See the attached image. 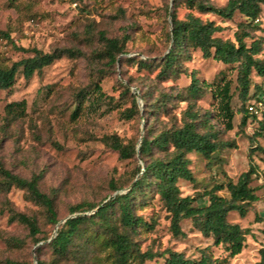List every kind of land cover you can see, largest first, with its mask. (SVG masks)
<instances>
[{"label":"rangeland","instance_id":"1","mask_svg":"<svg viewBox=\"0 0 264 264\" xmlns=\"http://www.w3.org/2000/svg\"><path fill=\"white\" fill-rule=\"evenodd\" d=\"M202 1L223 6L227 0ZM169 12L181 19L192 12L202 20H212L222 27L215 35L233 42L241 31L239 24L244 21L238 13L231 19L200 13L188 8L186 0H0V30L9 35L6 38L0 34V65H10L32 54L17 47H35L43 52L56 48L74 51L72 56H62L29 79L17 73L10 89H0V162L18 176L39 175V188L53 198L57 219L56 224L50 223L44 208L29 199L23 189L3 188L0 264H6L7 259L36 264V256L48 262L51 251L45 243L54 236L57 226L68 217L96 210L70 213L69 207L80 202L97 204L124 193L132 185L135 167L143 165L137 154L120 159L109 145L108 136L117 135L124 142L139 141L143 133L153 135L163 127L180 125L189 105L198 114V131L212 133L218 150L209 158L195 152L187 155L194 183L179 179L180 193L203 194L218 182L236 181L252 166L256 174L252 175L250 185L257 199L244 216L235 211L227 215L229 222L246 230L244 246L240 253L229 258V264H260L264 252V139L257 133V120L248 118L246 125L239 124L241 105L245 106L252 98L243 101L238 96L237 64L203 58L198 49H190L178 58L175 75L164 80L156 77L155 63L170 43ZM257 19L254 24L258 29L245 30L249 33L245 41L250 43L252 38H259L263 56L264 5ZM113 37H126L127 41L124 53L110 64L98 53L103 49V38ZM139 60L150 62V67L137 65ZM191 75L200 85L202 82L207 85L198 98L181 100L176 94L189 84ZM222 78L232 83L231 105L235 115L231 129L225 128L217 113V99L212 96L214 86ZM251 80L249 94L263 95L264 79L253 72ZM95 83L106 97L92 102ZM124 87H129V92ZM182 93L185 97L186 93ZM166 94L165 98L161 96ZM133 98L137 112L131 111ZM158 99L165 100L159 109ZM16 100L25 101V113L12 118L5 105ZM79 103L77 117L72 118L71 113ZM111 181L119 186L118 190L112 191ZM217 193L228 196L225 189ZM132 202L133 214L142 219V224L130 231L134 247L139 253L154 254L141 264H165L166 254L161 253L167 249L196 258L199 249L209 245L215 257L227 255L222 246L211 245L212 239L203 235L190 218L180 221L184 235L173 236L169 215L153 187L144 186L136 191ZM207 202V196H200L194 204L203 206ZM11 211L34 217L40 229L36 237L48 238L34 243L24 224L10 220ZM110 212L115 220L117 207ZM117 225L121 229L119 222ZM93 230L98 233L96 238L92 237ZM87 235L94 250L91 256L83 257L78 249ZM106 236L97 226L87 230L57 264H112L109 248L101 244ZM39 243L42 245L35 252ZM126 264H138L135 252Z\"/></svg>","mask_w":264,"mask_h":264},{"label":"trees","instance_id":"2","mask_svg":"<svg viewBox=\"0 0 264 264\" xmlns=\"http://www.w3.org/2000/svg\"><path fill=\"white\" fill-rule=\"evenodd\" d=\"M190 9H196L200 13L213 14L222 19H231L235 13L240 14L244 21L239 24L240 30L235 35V42L229 39H222L215 33L221 30V26L212 20H202L199 16L188 12L184 18H178L174 12H169V27L167 37L169 45L166 52L155 63L154 70H157L156 77L162 80L177 73V63L180 56H185L190 49H198L203 58H213L223 64H237L236 91L241 100L257 98V95H250L252 85L251 74L264 79V55L260 56L262 43L259 38H252L250 43H246L245 38L249 33L245 30L255 31L258 29L254 24L256 18L262 11L264 0H227L223 6H215L208 1L186 0ZM0 34L9 38L5 31L0 30ZM104 46L99 51L98 56L112 64L117 61V56L124 53L126 37L123 38H103ZM22 51H31L28 57L12 62L10 65H0V89H10L13 86L17 73L23 74L24 78L29 79L35 72H39L43 67L50 65L62 56H72L71 49H53L49 52H43L40 49L32 47L25 49L17 47ZM188 56V55H187ZM186 58V57H185ZM148 61L139 60L137 65L150 67ZM190 82L182 91L186 93L184 97L182 91L176 96L181 100L196 99L200 95L206 83H199L198 79L191 75ZM231 81L225 78L217 83L212 96L217 99V113L219 114L226 129L233 127V118L235 115L232 108L233 91ZM124 91L129 92V87H124ZM95 93L92 102L103 99L106 95L101 91L98 84H94ZM264 95V94H263ZM167 97L168 95H161ZM257 96V97H256ZM144 101L143 95H140ZM241 105V118L239 124L244 126L248 118L257 120L258 134L264 139V116L257 117L248 112L247 105ZM160 103L156 108L162 107L161 102L165 100L158 99ZM80 103L72 111V118H76ZM5 110L12 118H19L25 113V101L16 100L8 102ZM131 111L137 112L136 100H132ZM197 113L192 110L191 105L185 110L180 125H171L163 127L155 134L143 133L139 141L124 142L117 135L108 136L109 145L118 153L120 159H128L135 154L143 162V165H137L132 176V185L124 193L115 194L103 200L100 203L80 202L69 207V212H84L86 210H96L91 214H77L68 217L63 223L59 224L52 236L45 244L51 251V258L48 262L42 261L37 256L36 264H57L58 261L66 257L75 245V240L82 238L87 230L95 226L101 228L107 235L101 240V244L110 250L112 264H126L128 259L135 255L138 258V264H141L144 258H152L151 252L139 253L134 247V241L130 236L136 226L142 224V219L133 214L134 203L132 197L135 192L142 190L144 186L153 187L164 209L167 211L170 219L169 229L173 236L184 235L180 227V221L184 218H190L196 228L206 237L212 239L211 245L222 246L227 252L224 257H215L209 251V245L199 249V256L196 258L186 256L182 251L167 249L161 254H166L165 264H229V258L240 253L244 246L246 230L239 224L231 223L227 220V215L231 211L244 216L252 202L257 199L254 188L250 182L252 175L256 170L251 166L247 171L240 174L236 181L227 179L214 184L203 194L196 196L181 195L177 182L179 179L194 183L193 174L189 168L190 160L187 155L191 152L198 153L205 158H209L218 150L217 143L213 139L214 135L207 132L198 131ZM210 128V125L208 124ZM160 153L154 156V153ZM39 175H32L24 178L13 174L4 168L0 162V191L3 188L12 186L23 189L28 198L44 208L47 220L53 225L57 223L54 201L51 196L44 193L39 188ZM112 191L119 189V186L110 182ZM225 189L228 196H222L217 191ZM200 196H207V204H194ZM117 207V219H113L110 210ZM10 220H16L24 224L29 234L33 237L34 243L45 240V238L36 237L40 233L37 221L34 217L24 213L12 212ZM119 222L121 229H119ZM99 225V226H98ZM92 237L98 236L97 231H91ZM91 235V234H90ZM86 236L85 243L78 249L83 257L91 256L93 252V243L89 242ZM42 244L35 246V252H38ZM6 264H23L18 261H5ZM260 264H264V252Z\"/></svg>","mask_w":264,"mask_h":264},{"label":"built area","instance_id":"3","mask_svg":"<svg viewBox=\"0 0 264 264\" xmlns=\"http://www.w3.org/2000/svg\"><path fill=\"white\" fill-rule=\"evenodd\" d=\"M258 20L257 18L255 19ZM248 112L257 116H264V95H261L257 98L251 100L247 105Z\"/></svg>","mask_w":264,"mask_h":264},{"label":"water","instance_id":"4","mask_svg":"<svg viewBox=\"0 0 264 264\" xmlns=\"http://www.w3.org/2000/svg\"><path fill=\"white\" fill-rule=\"evenodd\" d=\"M110 197V196H109Z\"/></svg>","mask_w":264,"mask_h":264}]
</instances>
